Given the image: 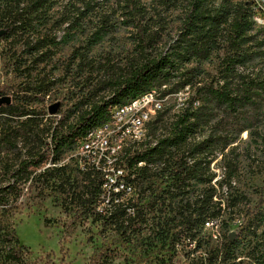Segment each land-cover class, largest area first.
I'll return each instance as SVG.
<instances>
[{
	"label": "rangeland",
	"instance_id": "rangeland-1",
	"mask_svg": "<svg viewBox=\"0 0 264 264\" xmlns=\"http://www.w3.org/2000/svg\"><path fill=\"white\" fill-rule=\"evenodd\" d=\"M181 1L168 0L164 5V0H142L148 19L146 34L152 37L148 45L140 44L141 34L120 0H56L42 13L43 18L33 16V28L18 23L15 32L0 36V88L7 92L10 104L29 101L31 108L44 111V123L73 124L93 102L112 95L117 77L156 55L176 61V76L168 87L179 88L188 81L190 96L197 92L202 105L214 108L211 121L191 138L192 143L213 140L205 170L211 184L174 179L170 171L181 155L175 150L169 161L155 160L147 171L133 176L136 188L123 198L125 204L82 207L84 182L78 171L83 170L74 145L59 163L68 164L71 180L62 182L52 177L55 173L39 177L47 163L35 169L34 179L16 183L10 203L0 209V224L11 228L16 237L12 244L0 242V264H223L228 242L234 245H230L233 256L226 264H264V216H259L258 224L251 221L253 215L264 213V115L252 113L248 105L227 110L215 105L205 91H198L212 81L224 82L219 67L224 53L215 49L202 58L182 41L180 28L186 12ZM221 2L212 0L210 5L215 9ZM2 7L0 19L4 18ZM252 8L253 19L260 16ZM255 22L251 34L262 39L264 24ZM43 37L48 46L32 49ZM257 51L256 59L245 64L250 65L248 69L244 65L238 69L262 79L264 46ZM258 93L264 94L259 89ZM171 103L160 120L150 122L137 148L154 147L171 134L182 113L174 110V99ZM24 119L0 112V187L10 182L8 169H17L34 145L25 136ZM130 142H135L132 136L123 138V146ZM195 161L188 159L190 166ZM229 170L234 174L223 180ZM127 172L122 169L115 179ZM220 181L226 184L223 188ZM210 186L217 188L214 201H222V216L202 223L193 210ZM16 239L15 259L17 253L11 248Z\"/></svg>",
	"mask_w": 264,
	"mask_h": 264
},
{
	"label": "trees",
	"instance_id": "trees-1",
	"mask_svg": "<svg viewBox=\"0 0 264 264\" xmlns=\"http://www.w3.org/2000/svg\"><path fill=\"white\" fill-rule=\"evenodd\" d=\"M55 1L0 0V8L3 6L1 14L4 17L0 19V29L5 28L6 34L13 33L20 28L18 23L23 24L22 28H33L34 21H36L33 16H37L38 19L43 18L42 13L48 10ZM211 1H181L186 12L180 28L182 41L187 42L202 58H206L215 49H221L224 53L219 64L224 82L221 84L219 81L215 84L216 81H212L200 87L198 91H205L210 96V100L219 107L225 106L227 110L236 111L237 108L248 105L252 113L259 115L261 113L263 116L264 94L261 96L258 89L264 92V77L262 79L258 76L251 78L250 75H245L238 69L239 65L246 66V63L255 60V55L258 54L257 50L264 46V38L260 39L259 35L251 34L256 25L253 19V3L249 0L238 3L233 0H222L221 5L214 9L210 5ZM21 2L25 3L23 7H20ZM120 2L133 27L137 28L141 34L140 44L148 45L152 37L146 34L148 19H146V9L142 0H120ZM163 4L167 5L168 0H164ZM173 4L178 6L175 1ZM46 38H40L34 45H31V48L36 51L46 48L48 46ZM176 67V61L168 55L146 57L142 63L134 65L127 73L113 81V92L109 98L93 102L89 109L79 115L76 122L69 125L61 122L54 125L53 123H44V111L31 108L29 101H25L23 105L10 103L2 104L4 105L2 107L0 105L1 113L8 116L25 117L22 121L25 136L34 141V145L26 150L25 158L20 162L18 168L8 169L10 182L8 185L0 187V209L10 203V196L16 190L14 188L16 183L29 181L36 172L35 169L42 168L47 163L50 165L42 170L39 177L55 173L56 175H52V177H59L62 182L65 178L71 180L73 177H71V173L67 172L68 164L59 165L64 152L74 145L77 146L80 139H87L91 132L107 124L110 119H115L117 108L125 102L152 88H158L164 84L169 86L170 80L176 76ZM249 67L250 65H247L244 70ZM188 84L189 82L186 81L179 88L169 87V91L180 90ZM25 91L30 90L27 88ZM6 94L5 89L0 88V98ZM194 100L200 101L197 92L193 93L189 107L182 111L173 123L171 134L161 139L158 145L139 149L134 145L135 142H130L124 146L128 149L115 164L117 168L128 170V172L117 175L115 184L106 185V173L93 168L86 172L78 171L79 174H82V183L84 182L80 206L86 207L90 204L98 206L101 202L111 206L125 204L123 198L132 194L136 188L134 183L136 177L133 176H139L141 172L147 171L149 165L155 160L169 161L175 150H180L181 155L174 161L176 166L173 164L174 167L170 171L174 179L182 183L196 179L211 184L212 178L207 176L205 170L206 166L210 164L207 157L212 152L213 140L205 139L198 143H192L191 138L211 121L214 108L207 103L202 105L201 102L197 107H194ZM164 112H160L156 116L155 122L161 119ZM46 133L47 138L45 137ZM195 154L199 157L195 158ZM189 158L196 159L192 166L189 165ZM141 162L145 165L139 166ZM228 166L231 167V164L229 163ZM233 174V171L229 170L223 180L231 178ZM35 177L33 176V179ZM78 177L76 175L74 181L78 180ZM225 185L224 181H220L219 187L223 188ZM108 186L109 188H107ZM228 191L230 188H227L226 192ZM216 193L217 188L210 186L196 201L197 209L194 208L193 212L198 216L199 222L205 223L209 219L222 216V201H214ZM75 194L73 193V195ZM130 199L131 197H128L127 201L129 202ZM263 214L259 212V214L253 215L251 221L255 220L253 223L256 224L261 221L259 216L262 217ZM12 234L11 228L0 224V242L12 244V240L16 238ZM15 242L16 244L11 248L12 253H17L18 239ZM230 245H234V242H228L225 247L221 257L223 264H226L233 256ZM17 255L18 253L15 254V259Z\"/></svg>",
	"mask_w": 264,
	"mask_h": 264
},
{
	"label": "built area",
	"instance_id": "built-area-1",
	"mask_svg": "<svg viewBox=\"0 0 264 264\" xmlns=\"http://www.w3.org/2000/svg\"><path fill=\"white\" fill-rule=\"evenodd\" d=\"M249 1L256 7V12L260 13V24H264V17H261L264 12V0ZM173 99L174 110L177 113L184 111L190 105V87L169 91L168 85L164 84L144 92L141 98H133L131 105L118 107L116 119H110L107 128L93 131L89 139L78 141L75 157L78 159L80 169L86 172L93 168L106 173V185L115 184L117 181L115 175L122 171L115 163L128 149L123 146V138L135 136V144L143 142L150 122L160 112L166 111ZM199 104V100H194V107Z\"/></svg>",
	"mask_w": 264,
	"mask_h": 264
},
{
	"label": "bare ground",
	"instance_id": "bare-ground-1",
	"mask_svg": "<svg viewBox=\"0 0 264 264\" xmlns=\"http://www.w3.org/2000/svg\"><path fill=\"white\" fill-rule=\"evenodd\" d=\"M257 14V13H256ZM255 21H258V23L260 24V17L259 16H255ZM257 23V24H258ZM258 24V25H259ZM141 97H143V94H141V95H139L138 97H136V98H141ZM129 105H131V100L130 101H128V102H125L121 107H123V106H129ZM116 116H117V113H116ZM116 116H115V119H116ZM107 126H108V123L107 124H105L104 126H102V127H99V128H97V129H95L94 131H101L102 129H105V128H107ZM92 133L93 132H91L90 134H89V136H88V138L87 139H89V137H90V135H92ZM132 138L133 139H135V136H132Z\"/></svg>",
	"mask_w": 264,
	"mask_h": 264
},
{
	"label": "water",
	"instance_id": "water-1",
	"mask_svg": "<svg viewBox=\"0 0 264 264\" xmlns=\"http://www.w3.org/2000/svg\"><path fill=\"white\" fill-rule=\"evenodd\" d=\"M6 33V30H0V36H2V35H4ZM11 99H10V97L8 96V95H6V96H3V97H1L0 98V105H2V104H9L11 101H10ZM55 111V106H52L51 107V112H54ZM230 237H231V240H233L234 239V234L232 233L231 235H230Z\"/></svg>",
	"mask_w": 264,
	"mask_h": 264
}]
</instances>
